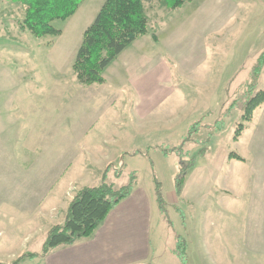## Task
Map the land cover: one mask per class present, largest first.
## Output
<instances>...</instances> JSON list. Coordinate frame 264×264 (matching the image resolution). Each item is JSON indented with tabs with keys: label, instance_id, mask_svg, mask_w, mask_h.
<instances>
[{
	"label": "rangeland",
	"instance_id": "obj_1",
	"mask_svg": "<svg viewBox=\"0 0 264 264\" xmlns=\"http://www.w3.org/2000/svg\"><path fill=\"white\" fill-rule=\"evenodd\" d=\"M104 1L89 0L72 23L57 22L59 37L37 39L21 29L22 7L0 0L1 244L27 235L38 224L48 227L67 179L80 187L98 186L107 174V183L120 189L135 172L143 188L154 191L156 181L164 184L170 201L180 160L164 150L180 148L189 136L183 148L186 160L205 148L209 153L189 173L178 206L167 207L171 224L160 211L156 214L155 245L161 254L153 264H182L174 253L176 236L199 245L209 240L215 257L204 256V250L203 256L215 264H264V158L258 157L264 154V140H253L263 107L238 142L234 136L242 113L235 109L224 120L231 104L243 105L252 70L264 51L260 1L231 0L224 8L218 0H193L171 12L157 0L145 3L147 36L157 38L163 20L173 29L165 37L177 52L166 54L177 60L178 66L169 60L173 72L195 71L177 80L187 104L168 120L138 118L137 100L131 104L127 89L78 83L73 63L84 31ZM213 11L225 22L214 40L201 39V27ZM197 64L199 70L191 66ZM258 89L264 90V74ZM220 120L224 129L215 133ZM200 121L198 131L189 135ZM231 152L245 162L230 160ZM68 168L71 176L57 181ZM16 243L11 242L14 248ZM245 244L252 250L235 252Z\"/></svg>",
	"mask_w": 264,
	"mask_h": 264
},
{
	"label": "crops",
	"instance_id": "obj_2",
	"mask_svg": "<svg viewBox=\"0 0 264 264\" xmlns=\"http://www.w3.org/2000/svg\"><path fill=\"white\" fill-rule=\"evenodd\" d=\"M88 1L89 0H86L82 7H84ZM259 1L260 8L264 10V0ZM218 2L222 3L223 6L224 4L227 6L229 5V7L231 4V0H218ZM102 6L103 5L99 7L98 13ZM94 8L93 6L90 10L89 16H92ZM81 9L78 12H80ZM229 10V12L232 11V9ZM225 14L226 12L223 13V17ZM77 15L78 13L73 19ZM221 17L222 15H219L218 12L217 15L214 11L212 12L210 19L208 17L201 27V39L214 40V38L219 35L221 24L223 25L225 22V19L221 22ZM165 22L166 21L163 20V23L159 25L161 27H157V42L149 35L133 43L131 47L125 50L107 68L105 72V83L100 85L101 87L107 86L109 89H127L131 104L134 103V101H132L133 98L137 100L135 111L137 112L138 118L143 120L149 118L154 120L155 118L162 117H164L162 120H168L180 109L181 104L184 106L187 104L184 95L181 93V89L178 87L177 80L179 77L183 79L185 76L187 77L191 74L182 72L181 67H179V69H181L180 73L175 74L173 72L172 65L169 62L171 59H168L166 54H168V56H175L174 52L176 51L174 50L173 52L171 46H169L170 41L168 40L167 42V39H165L170 30L173 29L165 26ZM69 23H72V19L69 20ZM173 60H171V62L178 66L177 60ZM191 66H196V70H199L200 67L199 64ZM263 74L264 70L262 75ZM190 81H192V79H190ZM204 92H206V90ZM163 107L164 110H162ZM159 112L163 114H159ZM261 114L260 120L258 121L259 123L257 122L258 128L253 140H264V106L261 110ZM255 119L256 114L246 131L250 125L254 123ZM258 157L262 159L264 158V154H258ZM108 161L114 160L109 159ZM70 173L69 168L68 172H60L56 176L57 181L67 177ZM189 177L190 176L187 178V183ZM65 183L60 193V203L57 206L54 205L52 208L50 207L52 223L48 227L38 224L37 228L27 235L19 239H15L12 236L10 240L6 241L4 244H1L2 237L0 236V264H15L18 261H20L19 264H153L157 253L161 254V252L158 251L157 245H155V235L157 234L159 226V218L155 216L160 213V210L157 203L156 191L143 188L138 182L134 186L131 195L121 201L110 212L102 225L91 237L80 240L72 246L60 247L47 254H43L45 245L44 240L46 242L50 230L55 226L65 223L72 200L82 188L88 187H80L77 185V182H75V179H67ZM162 185L164 197L168 206L177 207V204H179V201L184 196L185 189L179 199L176 197L174 191L170 195V201H168L169 199L166 196L165 186L164 184ZM9 192L11 194L14 193L13 191ZM174 198L177 200L175 201ZM211 238L212 236H207L206 239ZM186 241L188 264H215L213 259L207 261L204 257H215L213 251L215 248L213 249V245L209 240H205L204 245H199L196 242L189 241V239ZM11 242H17V246L14 248ZM244 247L247 248L248 251L252 250V245L245 244L238 248L235 247V252H243ZM31 255H33V257H27ZM219 264L222 263L219 262Z\"/></svg>",
	"mask_w": 264,
	"mask_h": 264
},
{
	"label": "trees",
	"instance_id": "obj_3",
	"mask_svg": "<svg viewBox=\"0 0 264 264\" xmlns=\"http://www.w3.org/2000/svg\"><path fill=\"white\" fill-rule=\"evenodd\" d=\"M22 7L23 19L20 23L21 29L28 32L37 39L47 37H59L61 30L56 26L57 22H67L80 9L85 0H1ZM152 0H106L100 12L92 24L84 31L82 42L77 51L73 71L78 83L85 87L103 85L105 83L104 73L107 68L129 47L149 33L150 20L146 13L145 3ZM168 11H177L193 0H157ZM154 41L157 38L153 37ZM264 70V51L258 58L252 70V81L247 85L244 93V103L240 107L231 104L227 119L235 109L240 110L241 123L235 132L234 141L238 142L246 131L248 125L253 121L256 112L264 106V90L258 89V81ZM224 120L216 122L215 133L224 129ZM192 126L189 135L196 133V126ZM189 137V136H188ZM172 151L164 150L165 155L176 154L180 160V172L174 181V191L179 199L184 191L189 173L196 168L198 158L209 153L207 148L201 150L197 157L186 160L184 145ZM208 138V142L210 141ZM207 145V143H206ZM230 160L245 162L239 154L231 152ZM153 165V164H152ZM106 173V172H105ZM107 174L98 186L82 188L72 200L66 221L63 225L53 227L48 233L43 254L60 247L72 246L80 240L89 238L102 225L110 212L133 192L137 183L136 173L130 176L128 185L116 189L114 184H108ZM156 198L159 210L170 224L168 216L167 201L164 197L163 186L156 181ZM175 255L182 264H188L187 241L176 236ZM27 257H33L27 256ZM20 261L15 264H19Z\"/></svg>",
	"mask_w": 264,
	"mask_h": 264
}]
</instances>
